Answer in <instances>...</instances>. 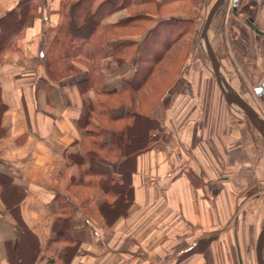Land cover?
<instances>
[{"label": "crops", "instance_id": "crops-1", "mask_svg": "<svg viewBox=\"0 0 264 264\" xmlns=\"http://www.w3.org/2000/svg\"><path fill=\"white\" fill-rule=\"evenodd\" d=\"M17 1L0 0V17ZM78 1L37 0L38 16L18 41L20 50L0 62V264H46L48 257L62 264L66 255L64 264H240L233 225L239 210L264 190V141L247 120H238L242 112L224 100L212 74L191 71L188 52L174 84L146 112L150 121L131 119L114 157H84L89 142H82L88 126L82 114L98 99L89 86V57H76L75 71L49 89L36 86L47 80L39 53L42 37H48L44 28L60 26ZM131 1L129 9L106 14L98 27L115 28L149 2L162 8L174 2ZM201 1L205 6L214 0ZM237 4L228 26L217 31L223 36L229 29L231 40L214 42L212 49L225 75L216 48L228 47L231 63L240 65L254 93L264 80V0ZM147 16L145 29L137 24L107 31L100 89L123 92L122 102L134 98L112 115L145 112L135 98H143L160 60L137 86L130 56L113 54L122 43L137 46L156 28L161 14ZM86 24L75 33L93 31L89 19ZM235 78L240 80L238 71ZM259 103L264 119V95Z\"/></svg>", "mask_w": 264, "mask_h": 264}, {"label": "trees", "instance_id": "trees-1", "mask_svg": "<svg viewBox=\"0 0 264 264\" xmlns=\"http://www.w3.org/2000/svg\"><path fill=\"white\" fill-rule=\"evenodd\" d=\"M183 1L191 2L192 0H174L172 4ZM149 3V6L152 9L154 8L157 13V9L162 8V5L156 6L152 2ZM131 5V0H79L73 5L71 14L66 13L64 15L65 22L61 23L60 26L44 28V34L51 33L52 36L50 38L49 36L46 38L42 37L41 40L39 53L44 58L47 80L40 79L36 84L37 88L49 89L52 86L51 84L58 79L74 72L76 57L83 55L90 59L89 66H87L90 70L89 86L95 89L98 99L93 105L92 103L91 105H86L82 114V122L86 121L88 124L82 142H89L87 146L89 148L83 152V155L84 157H94L98 161L103 158V153L101 154V152L111 154L114 157V150L118 148L117 141L119 143L121 135L129 127L130 120L138 119V114L133 110L127 111L125 115L120 117L119 115H112L116 107L124 106L129 102L133 103L134 98L128 96L127 102L119 101L123 99L120 98L123 92L119 95L105 94L99 86L100 62L105 56L104 45L109 39L107 31L119 28V26L134 27V25L139 23L141 25L143 22H151L147 13L133 12V14L130 13L127 20H122L115 24V28L102 30L98 27L101 19L110 11L119 8L129 9ZM37 6V0H18L11 10L0 17V62L7 52H18L20 50L18 41L23 36L24 30L31 26L35 17L38 16ZM88 19L91 22L88 26L93 31L84 37L75 33L79 27L87 25ZM175 19L180 28L176 30L177 36L173 40L167 39L162 34L164 27L162 29L160 27L163 22H159L156 28L149 31L146 38L137 46L133 47V43L125 42L114 48V56L122 54L125 56L124 60L130 56L129 59L134 63L136 68L135 85L138 86V84L144 82L148 74L153 70L155 63L161 60L164 51L170 48L173 41L179 39L183 34L185 35L186 26H183V28L181 25L190 24V17ZM164 21L167 22L168 20ZM141 119L150 121L146 117ZM146 149H141L133 155L139 154ZM94 171L98 172L97 170ZM53 261L49 260L46 264H52Z\"/></svg>", "mask_w": 264, "mask_h": 264}, {"label": "rangeland", "instance_id": "rangeland-1", "mask_svg": "<svg viewBox=\"0 0 264 264\" xmlns=\"http://www.w3.org/2000/svg\"><path fill=\"white\" fill-rule=\"evenodd\" d=\"M212 4V1L208 2L205 6H202L201 0H192L191 2L183 1L170 5H166L163 8H159L158 14H161V27L168 26L169 28L164 30L162 34L169 40H173L175 36H177L176 30L180 28L177 22H175V18L179 19L182 17H168L167 14L180 12L185 14V16L190 17V24L181 25L185 27V35L183 34L179 39H175L176 41L172 42L171 47L163 54L157 70L154 72L153 77L148 81L147 85L143 88V98H135L138 104L143 108L144 111H136L138 114V121H141L142 117L146 115L147 111H150L152 106L157 105L164 92L166 91L168 85L174 84L176 79L178 78L180 72L183 70V66L185 62H187V55L190 52V57L192 58V66L191 71L195 69L200 70L201 72L205 70L208 74H210V70L207 64V60L204 54L202 39H201V29L203 27V23L207 14V11ZM149 6V5H148ZM146 6L137 8L136 12L141 13H152L156 14V10L154 8H150ZM150 8V9H149ZM231 1L226 0L217 10L215 16L210 25V39L211 44L214 42H225L231 40L229 29L223 33V36L217 34L219 27L228 26L229 19L231 18ZM135 10H133L134 12ZM186 18V17H185ZM164 20H168L165 22ZM63 23V22H62ZM140 24V23H139ZM167 24V25H165ZM142 29L146 28L150 25V23H142ZM140 26V25H139ZM171 26V28H170ZM183 27V28H184ZM131 33V32H129ZM83 33H80L82 35ZM49 38L52 34H47ZM220 43V44H221ZM161 46V44H159ZM223 45V43H222ZM190 46V48H189ZM218 57L222 62V71L226 69L225 75L226 78L232 84V79L235 78V73L238 71L240 75V80L234 81L239 88H235L236 91L244 98L248 104L258 113L260 111V103L259 98L253 93L252 83L247 80L245 74L243 73L239 64L231 63L232 59H230V52L228 47H223L219 45L216 48ZM203 69V70H201ZM224 73V72H223ZM175 79V80H174ZM234 84H232L234 86ZM240 89V90H239ZM142 101V102H141ZM239 121H246L247 119L244 117L242 113H239ZM141 124L138 123L137 137L134 139L138 142L141 139ZM258 133L256 132L257 140H260L257 137ZM259 141V142H260ZM263 142V141H261ZM262 147L264 149V142L262 143ZM262 185L264 186V178ZM264 220V190L258 191L255 194L251 204L249 203L247 206L241 208L237 214L233 227L237 225V236H235L234 240L236 242V247L239 250L240 255V264H256L255 261V242L256 235L261 226V223ZM239 235V236H238ZM25 250V249H23ZM69 255L63 257V262L68 260ZM50 257L47 258V262H49ZM21 261V260H19ZM46 262V263H47ZM23 263V262H22ZM21 264V263H20ZM49 264V263H48Z\"/></svg>", "mask_w": 264, "mask_h": 264}, {"label": "water", "instance_id": "water-1", "mask_svg": "<svg viewBox=\"0 0 264 264\" xmlns=\"http://www.w3.org/2000/svg\"><path fill=\"white\" fill-rule=\"evenodd\" d=\"M224 1L225 0H214L207 11L203 27L201 29L203 50L206 56L209 70L224 100L227 103L234 105L242 112V114L251 124L253 129L264 141V119L248 104V102L244 98H242V96L236 91L230 81L220 71L218 62L212 49L210 39V25L215 16V13ZM237 1L238 0H233V3L235 4L237 3ZM249 27L254 30V27L251 23H249ZM254 32L257 34H261L256 30H254ZM254 93L258 98L264 95V80L260 83L258 87L254 88ZM255 261L256 264H264V220L261 223V226L256 235Z\"/></svg>", "mask_w": 264, "mask_h": 264}, {"label": "flooded vegetation", "instance_id": "flooded-vegetation-1", "mask_svg": "<svg viewBox=\"0 0 264 264\" xmlns=\"http://www.w3.org/2000/svg\"><path fill=\"white\" fill-rule=\"evenodd\" d=\"M225 1H226V0H225ZM225 1H224V2H225ZM230 1H231V10H230V12H232L234 9H236V8L238 7V4L235 3V5H234L233 0H230ZM224 2H223V3H224ZM223 3H222V4H223ZM246 21H247V19H246Z\"/></svg>", "mask_w": 264, "mask_h": 264}, {"label": "built area", "instance_id": "built-area-1", "mask_svg": "<svg viewBox=\"0 0 264 264\" xmlns=\"http://www.w3.org/2000/svg\"><path fill=\"white\" fill-rule=\"evenodd\" d=\"M235 5V4H234Z\"/></svg>", "mask_w": 264, "mask_h": 264}]
</instances>
